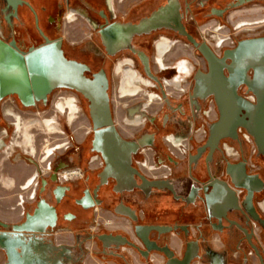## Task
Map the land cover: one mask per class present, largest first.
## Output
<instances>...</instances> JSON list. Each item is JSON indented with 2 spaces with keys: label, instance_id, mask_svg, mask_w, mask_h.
<instances>
[{
  "label": "flooded vegetation",
  "instance_id": "obj_1",
  "mask_svg": "<svg viewBox=\"0 0 264 264\" xmlns=\"http://www.w3.org/2000/svg\"><path fill=\"white\" fill-rule=\"evenodd\" d=\"M250 5L264 0H0V60L44 48L50 74L52 56L66 63L54 57L66 77L37 97L30 83L31 98L0 99V243L10 247H0V264H233L230 245L237 264H261L256 253L264 264V122L228 110L222 121L214 97L264 96L231 79L225 57L241 40L264 38V22L229 18ZM212 20L220 39L199 34ZM191 38L209 46L215 72ZM127 72L137 88L122 95ZM197 72L206 87L196 98ZM46 120L52 131L37 123ZM170 133L185 141L184 165L157 155L154 141ZM38 134L61 137L50 144ZM235 163L236 187L225 172ZM210 175L235 191L234 209L209 195ZM3 189L12 204L1 202Z\"/></svg>",
  "mask_w": 264,
  "mask_h": 264
},
{
  "label": "water",
  "instance_id": "obj_2",
  "mask_svg": "<svg viewBox=\"0 0 264 264\" xmlns=\"http://www.w3.org/2000/svg\"><path fill=\"white\" fill-rule=\"evenodd\" d=\"M191 41L197 50L207 59L210 71L215 72L213 68L215 57L209 46L204 41L197 42L192 38ZM49 56L51 55L45 52L44 48L31 52L27 55L25 60L21 55L13 51L12 53L9 52L7 57L0 60V99L11 92H17L22 99L27 97L31 98L29 92L30 83L36 97L38 92H44V90L48 89L49 85L61 83L59 80L65 79L66 76H64V72L59 69L60 62L54 57L57 56L61 58L60 60H62L64 64L66 63L60 53L52 56L53 59H49L48 63L52 68V74H50L49 70L45 69L47 63L44 61L45 58ZM225 57H229L232 60V63L227 65L232 77L231 79H241V81H244L253 89L264 88V38L241 40L235 49L225 52ZM68 66H71L70 63ZM248 70L253 71V79H248ZM27 72L29 73V78ZM198 72L195 76V86L191 94L196 98L204 96L201 91L206 87L203 81L204 79L202 80V76H198ZM218 72H221L220 68ZM83 91L86 92V88H83ZM214 97L221 113L222 121H226L225 114L228 110L233 113H241L250 124L258 122L262 124L264 122V96L257 95L255 96L254 102H251L247 98L238 96L236 92L232 90L231 94H225L223 99L221 98L222 96L216 92H214ZM241 166L239 163L233 165L228 164L226 166L225 172L229 177V182L235 187L237 186L236 179L243 173V168ZM207 186L209 187L210 196L225 195L223 203L225 202L227 206L225 208L226 210L235 208L237 197L235 196V191L226 181L214 178V176L210 175ZM228 193L232 197H230ZM262 219L263 221H261L260 224L264 227V218ZM245 239L246 242L253 247L250 240L247 237H245ZM242 243L241 239L235 241V244L242 249L241 251H245L243 246H241ZM0 247L5 249L9 254L10 247L7 244L1 242ZM256 255L259 257V260H261L260 263L263 264L261 255L258 253H256Z\"/></svg>",
  "mask_w": 264,
  "mask_h": 264
},
{
  "label": "rangeland",
  "instance_id": "obj_3",
  "mask_svg": "<svg viewBox=\"0 0 264 264\" xmlns=\"http://www.w3.org/2000/svg\"><path fill=\"white\" fill-rule=\"evenodd\" d=\"M229 18L231 19V22H234V24L236 26H241V25H246V24H247V26H250L252 24H259V22L260 23L264 22V8H262L261 6H252V5L246 6V7H244V9L242 11L232 13ZM214 23H215L214 20H212L211 22L207 23L206 25L201 26L199 28V31H200L199 34L204 36L205 32H206L205 29H206L208 31V36L210 38L212 37V34H216L218 36V39H220L221 38L220 35H224L225 33L222 29L218 28V25H216V26L214 25V27L211 28L210 25L214 24ZM247 26H245V27H247ZM56 93H54L52 95L53 102L55 101V94ZM61 121H62V119H61ZM36 137L38 139H40L41 137H46L50 141V144H53V142H55V141L56 142L60 141L59 137H61V134L60 135H51V136H45V135L38 134ZM45 144L46 143H44L41 147H43ZM39 158H40V154L37 153L36 159L39 160ZM19 170L22 171L21 167L19 168ZM3 191H4L3 192V199L4 200H2L1 202L3 204H7V205L12 204L11 203L12 199L16 198V197H14V194H13L14 192L4 190V189H3Z\"/></svg>",
  "mask_w": 264,
  "mask_h": 264
},
{
  "label": "crops",
  "instance_id": "obj_4",
  "mask_svg": "<svg viewBox=\"0 0 264 264\" xmlns=\"http://www.w3.org/2000/svg\"><path fill=\"white\" fill-rule=\"evenodd\" d=\"M166 89H167L166 92H167L168 96H172L174 98L177 97L178 93L177 92H174L173 89H171L170 87H167ZM157 98L159 99L158 96H157ZM154 101H158V100H154ZM157 105H158V103H157ZM180 144L181 145H184L185 144V141H181V140L180 141H176V140H173L172 139V133H170L169 135H166V136L162 137V140L161 141H157V140L154 141L155 149H156L157 152H159V153H157V155L158 154L159 155H166V153H168V151H169L173 155V157L175 159H178L180 161V163L182 165H184V163L186 164V159L181 155L182 154L181 153V150H179L181 148L180 147ZM154 158H155V154L153 155V154L148 153V155H147V163H148V165H151V164L154 163ZM205 229H208V228H205ZM209 241L211 243V248L214 249V250H219L223 246L222 243H219L218 236L216 234H213L210 237ZM196 243L198 244L197 246L195 244L192 246L193 251H195V250L197 251L198 248H201L200 245H199V242H196ZM224 244L229 245V243H225V242H224ZM233 249H234V246L230 245L229 246V254H230L229 256L230 257L228 259L230 261H232L233 264H237L239 262L238 253L235 252V251H233ZM98 262H99V260H96V258L91 257V256H87L85 258V264H99Z\"/></svg>",
  "mask_w": 264,
  "mask_h": 264
},
{
  "label": "bare ground",
  "instance_id": "obj_5",
  "mask_svg": "<svg viewBox=\"0 0 264 264\" xmlns=\"http://www.w3.org/2000/svg\"><path fill=\"white\" fill-rule=\"evenodd\" d=\"M262 19V18H261ZM260 23V22H259ZM161 45V44H160ZM158 45V46H160ZM133 81V78H131V76L128 74V72L126 73V76H123L122 77V80L119 84V88H120V91H121V94H128V93H135L134 91L136 90V86H134L133 84H131ZM152 95V94H150ZM37 123L40 125V126H45L47 129H51L52 131V127L50 126L49 124V121L46 120V121H43V122H39L37 121ZM28 124V123H27ZM26 126V125H25ZM29 126V124H28ZM24 139V138H23Z\"/></svg>",
  "mask_w": 264,
  "mask_h": 264
}]
</instances>
